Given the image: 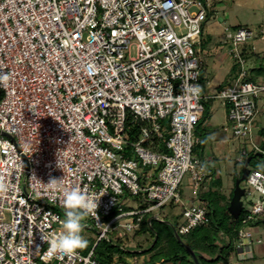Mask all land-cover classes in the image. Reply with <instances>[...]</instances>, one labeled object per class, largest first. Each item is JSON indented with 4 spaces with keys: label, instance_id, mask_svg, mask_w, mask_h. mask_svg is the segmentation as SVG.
I'll return each mask as SVG.
<instances>
[{
    "label": "built area",
    "instance_id": "1",
    "mask_svg": "<svg viewBox=\"0 0 264 264\" xmlns=\"http://www.w3.org/2000/svg\"><path fill=\"white\" fill-rule=\"evenodd\" d=\"M213 13L212 0H0V264H101L95 249L122 219H135L123 225L132 232L170 202L184 208L179 237L214 229L203 197L211 166L195 154L205 102L221 100L225 129L264 154L253 135L264 84L251 80L240 49L254 32L225 26L239 70L204 94L203 25ZM242 153L239 163L251 152ZM245 184L234 264L252 256L264 219V172L250 169ZM73 187L99 200V221L89 215L84 226L98 237L65 255L50 240L64 219L62 191ZM125 193L147 207L119 210Z\"/></svg>",
    "mask_w": 264,
    "mask_h": 264
},
{
    "label": "rangeland",
    "instance_id": "2",
    "mask_svg": "<svg viewBox=\"0 0 264 264\" xmlns=\"http://www.w3.org/2000/svg\"><path fill=\"white\" fill-rule=\"evenodd\" d=\"M212 5L214 11L213 16L210 17L203 25L202 53L205 58V64L208 67V70L205 68L203 73L205 74V77L210 76L209 79L211 78L213 83L220 84L226 79V77L229 79L232 74L237 73L239 70L235 61H233L229 55L233 45L227 38V34L224 31L225 26H229L232 29H236L237 27L248 28L254 32L255 39L260 38L259 32L261 29L259 28L261 25L264 26V0H212ZM251 40L245 46H240V49L243 51L245 50L248 58H252L253 56L251 54ZM257 58H259L257 59V62L259 63L257 65V71L264 74V58L260 57V55H258ZM259 67H262V69H259ZM256 77L258 78V76ZM263 97L264 92L260 94L259 101L262 100ZM205 107L207 116L205 115V119L199 125L200 130L196 133V137L200 139L201 144L195 148V154L200 156V153H202L201 151H203L205 157L208 152L212 153L213 151L212 157H214V161H212V164L210 165L212 166L210 168L213 178H215V180L217 177L220 178L218 183L219 185L221 184L225 187L226 191L224 193L228 194L227 196L222 194L221 196H215L214 198L215 201L222 199V205H225L223 206L225 208L224 211H227L226 205L230 201L231 193L235 188L234 178L236 175H239L242 170V165L238 162V159L242 156V152L244 150L252 152V143L250 138H235L231 131L225 129L228 128L227 125L225 128L222 126L224 123V107L222 106L221 100L206 101ZM209 109L215 112V117L219 118L218 125L221 124L220 126H214L215 120L214 122L213 120L209 121ZM256 121L264 127V114L257 116ZM208 123V127L205 128ZM260 130V128L256 129L255 127L253 129V135L256 140L257 137L258 139L261 137L264 138V134L260 133ZM259 133L261 134V137ZM213 134L216 136V140L209 139L210 136H212V138L214 137ZM203 138L205 139V144L203 143ZM263 162L264 157H259L252 160L249 167L250 169L261 170L263 168ZM245 185V181L242 182V187H245ZM181 192L184 200L191 199L192 191L189 175L184 178ZM138 202L141 201L130 196L128 193H125L121 196L118 209H121L122 211L137 210L139 209L136 204ZM141 204V207H147L144 202H141ZM215 207L218 209L217 203L215 204ZM119 210H116L114 215L119 213ZM183 210V206L170 202L162 209L154 210L153 212L145 215L144 220H146L148 227L144 232L139 228L132 232H127L126 229L123 228V225L125 223L133 222L135 219L132 217L122 219L119 222L120 226H116V228L112 229L108 233V237L101 243L100 248L102 250L105 247V244L111 245L114 246V248L125 252H136L138 256L143 257L142 259L147 261L151 260L152 264H161L163 260L160 257L154 260V262L152 261L153 252H151V250L154 248L156 243L157 229L163 223L168 228L165 229L167 230L166 232H170V235L172 234V236L177 239L175 236V230H177L183 223ZM156 215L159 216L160 220H153L155 228H152V226L149 225V220ZM226 215L228 218L224 220V223L225 226L229 228L231 227L230 221L232 216L228 211L225 213V216ZM240 221L243 224L244 221L242 219ZM167 223L170 225H167ZM90 224V220L87 217L84 226H88ZM244 225L246 226V224H243V226ZM58 229H60V227H58ZM83 235L89 241V245L85 249V252H87L97 241L98 232L96 229H88L87 227H84ZM181 237V241L177 239L179 241V245H177L174 240L171 241L172 245L176 244L179 251V259H181L184 263L196 264L188 250H191L189 246L194 248L195 241L189 236ZM254 239H256V237ZM228 240V237L224 240L217 237L215 243L217 245L225 246L226 243L228 244ZM137 245H139V247H137ZM233 246H235V243H233ZM198 253V257L201 258L202 254L200 252ZM205 255L208 256L207 253H205ZM118 258L119 257L116 256V259ZM162 258L166 260V264H171V261H169L170 257L165 255ZM235 260L236 257L233 255L230 263L234 264ZM248 261L249 260H243L242 264H247ZM182 262L179 264H183ZM207 264H209V262H207Z\"/></svg>",
    "mask_w": 264,
    "mask_h": 264
},
{
    "label": "trees",
    "instance_id": "3",
    "mask_svg": "<svg viewBox=\"0 0 264 264\" xmlns=\"http://www.w3.org/2000/svg\"><path fill=\"white\" fill-rule=\"evenodd\" d=\"M241 28V27H237L236 29ZM247 54V53H246ZM253 70H251V80L258 82L257 81V77L253 75ZM234 74L231 75V77L229 79H227V81L224 83L226 84L227 82H229L230 79H232V76ZM224 84L220 87L222 88L224 86ZM207 116V114H206ZM204 143V141H203ZM259 153H249L247 157L243 156V161L240 163L243 167L244 161L249 158L252 157V160L257 159L259 157H264V154L262 156L258 155ZM252 162V161H251ZM250 162V164H251ZM264 172V162H263V168L261 169ZM241 176V173L239 175H236L234 180L236 182L237 178H239ZM235 189V188H234ZM233 192L231 193V198L230 201L233 197ZM230 201L227 203V206H229ZM211 207H212V226L214 227V229L212 231L206 229V228H198L196 230H194L191 234L187 235L190 238H192L195 241V246L194 248L189 246V248H191L192 251L196 252L197 254H199L198 252H200L202 254L201 258L197 256V259L199 261L200 264H207V262H209V264H217L218 262H223L225 264L229 263L230 257L233 255L234 250H235V246H233V243H235V238L238 234V231L245 227V225L243 226L242 222L240 221L241 219L244 221V215L245 213H242L241 217L239 220H235L233 217L231 218L230 221V226L229 228H227L225 226L224 220H226L225 215L219 210L217 209L215 206H213V203H210ZM260 223V222H259ZM258 222L256 223V225L259 224ZM161 224V223H160ZM255 225V226H256ZM152 228H155V225L151 224ZM147 222L146 220L143 221V223L140 225L139 229H141V231H146L147 230ZM225 227V228H224ZM167 228V226L165 224H161V226L157 229V239H156V243L154 248L151 250V252H153V256H152V261L154 262V260H156L157 258H161L163 261L161 262V264H166V260H164L165 255H167L168 257H170L169 261H171V264H179L181 261V259H179V254H178V249L176 247V244L179 245V241L177 239H175L174 236H172V234L170 235V232H166L167 230H165ZM168 229V228H167ZM224 233V236L228 237V246H223L220 248L219 245H217L215 243L216 238L218 237L220 238L219 233L220 232ZM172 236V237H171ZM217 236V237H216ZM215 238V239H214ZM180 239H182V237L180 236ZM174 240V242L176 244L172 245L171 241ZM104 240H102L101 242L98 243L96 249H95V254L97 256V259L99 260V262L101 264H109L113 261L114 257H119L118 261L123 262V263H127V261L125 260L126 257H135L137 256V253H133V252H125L122 251L120 249L114 248V246L111 245H106L105 247L101 250L100 245ZM137 247H139V245H137ZM100 248V250H99ZM205 253L208 254L209 257H211L213 260H207L205 258ZM164 255V256H163ZM183 264H190V263H184Z\"/></svg>",
    "mask_w": 264,
    "mask_h": 264
},
{
    "label": "crops",
    "instance_id": "4",
    "mask_svg": "<svg viewBox=\"0 0 264 264\" xmlns=\"http://www.w3.org/2000/svg\"><path fill=\"white\" fill-rule=\"evenodd\" d=\"M259 29H264V26L261 25ZM259 34H260V38L255 39L253 37V40H251V42H250V46H251V50H252V53L251 54L253 56H252V58H248V65H249V69L250 70H253V72H254L253 75L254 76H258L257 81L260 82V83H262V84H264V74H262L261 72H258L257 71L258 70L257 69L258 68L257 65L259 64L257 62V59H259V58H257V56L260 55V57H263L264 58V39H262L261 31L259 32ZM206 69L208 70V67L207 66H206ZM259 69H262V67H259ZM263 73H264V71H263ZM261 75H263V76H261ZM209 77H205V74L203 73L202 84L204 86V94L206 96L214 95L215 92L217 90H219L220 87L228 79L226 77V79L222 82L223 84L222 83H220V84L219 83H216L215 84V83H213V81L211 80V78L209 79ZM210 101H213V100H210ZM222 106L224 107V123L222 124V126H224V128H225L226 125L228 124V120H227V108L224 106L223 103H222ZM261 114H264V97L262 98V100L258 101V113H257V116H260ZM205 115H206V113H205ZM208 116H209V121H212L213 120V122H214V120H215V123H214V126L215 127H218V126L221 125V124L218 125L219 118L218 117H215V112H213L211 109H209ZM204 119H205V116H204ZM208 125H209V123L205 126V128H207ZM260 125L261 124L258 121H256L255 128L256 129H259L260 128L261 129L260 130V133L264 134V127H263V125H261V126ZM199 130L200 129L198 128V131ZM210 137H209L210 140H216V136L215 135H214L213 138H212V136H210ZM260 137H261V134H260ZM203 140H204V144H205V139L203 138ZM257 141L258 142L260 141V142H263L264 143V138L261 137V138L258 139V137H257ZM200 144H201V142L199 143L198 146H200ZM201 152L202 153H200V155L202 157H204V152L203 151H201ZM212 153H213V151H212ZM212 153L208 152V154L205 155V157H204V158H206L208 160V162H209L210 165L212 164V161H214V157H212ZM215 160H216V158H215ZM219 180H220V178H218V177H217L216 180H215V178H213L212 182L207 187V190L203 193V197H204V199L208 200L209 203H213V206H215V204L217 203L218 209L225 215V213H227V211H228V207L229 206L226 205L227 206L226 207V210L227 211H224L225 208L223 206H225V205H222V201L223 200L220 199L219 201H215V198H214L215 196H219V195L221 196L222 194L223 195H226V196L228 195L227 193H224L226 191L225 187L223 185H221V184L219 185V183H218ZM138 200H140L141 202H143L141 199H138ZM184 201L185 202H188L189 204L193 203V200L192 199H187V200H184ZM141 202L136 203L138 205V208H141V206H140V205H142ZM225 218H228V216L226 215ZM259 222H258L259 224L255 226L254 236H253V244H252V256L248 259L249 261H248L247 264H264V219H262ZM219 235H220V238H222L223 240L226 239V237L224 236V233L223 234L219 233ZM255 237H256V239H254ZM228 244H229V242H228ZM228 244L226 243L225 246H228ZM219 246H220V248L223 247V245H219ZM196 255L198 256L197 253H196ZM233 255H234V253H233ZM135 257L137 258V264H152L151 260L147 261L145 259H142L143 257H140L138 255L135 256ZM135 257H126L125 260L129 263V262L133 261L135 259ZM231 257H230V260H231ZM205 258L207 260H213L209 256H205ZM230 260H229V263L228 264H232V263H230ZM217 264H225V263L218 262Z\"/></svg>",
    "mask_w": 264,
    "mask_h": 264
},
{
    "label": "clouds",
    "instance_id": "5",
    "mask_svg": "<svg viewBox=\"0 0 264 264\" xmlns=\"http://www.w3.org/2000/svg\"><path fill=\"white\" fill-rule=\"evenodd\" d=\"M2 78L0 76V79ZM198 91V87L192 85L185 89L186 95H190L191 98H195ZM57 164L59 167V160ZM60 181L53 180L52 182L58 183ZM62 196L64 219L61 221L59 234L50 240V245L59 253L75 255L85 250L89 245V241L83 235L84 224L89 215L94 216L97 222L99 221L97 215L99 200L86 194L78 187L64 189ZM43 239L48 240L49 238L44 237Z\"/></svg>",
    "mask_w": 264,
    "mask_h": 264
},
{
    "label": "water",
    "instance_id": "6",
    "mask_svg": "<svg viewBox=\"0 0 264 264\" xmlns=\"http://www.w3.org/2000/svg\"><path fill=\"white\" fill-rule=\"evenodd\" d=\"M263 151H264V143H263ZM259 156H262L263 153H259ZM252 161V157L247 158L244 161L242 170H241V176L239 178H237L236 182H235V189L233 192V197L230 201L229 207H228V211L230 213V215L235 219V220H239L240 216L243 212V201L242 198L245 195V189L242 187V182H244L246 180V178L249 175L250 169H249V165L250 162ZM152 220H160L158 217H152L149 220V224ZM164 222V221H163ZM167 225H170L169 223H167ZM175 236L176 238L181 241L180 237L177 235L176 231H175ZM156 241V240H155ZM189 252L191 253L194 261L196 264H200L198 259H197V255L195 252L191 251L190 249H188Z\"/></svg>",
    "mask_w": 264,
    "mask_h": 264
}]
</instances>
